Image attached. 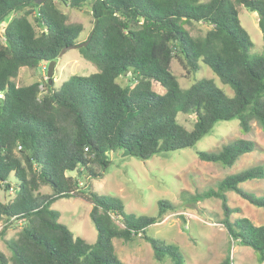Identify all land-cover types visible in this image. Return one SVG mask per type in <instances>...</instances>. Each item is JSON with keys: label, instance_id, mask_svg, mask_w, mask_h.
<instances>
[{"label": "trees", "instance_id": "trees-1", "mask_svg": "<svg viewBox=\"0 0 264 264\" xmlns=\"http://www.w3.org/2000/svg\"><path fill=\"white\" fill-rule=\"evenodd\" d=\"M80 9L90 4L92 26L78 48L96 71L71 74L59 87L53 80L17 86L21 67L35 68L58 58L66 46L78 44L81 23H70L55 0H0V238L9 251H0V264H125L113 239L141 238L157 261L184 264L182 251L173 243L147 234L177 206L157 200L155 214L125 209L116 195L98 193L92 184L110 161L107 153L128 150L148 160L155 155L190 148L215 123L236 119L242 133L255 122L264 132V47L250 55L251 40L240 25L237 6L264 18V0H59ZM203 24L200 35L189 27ZM264 38V35H263ZM175 59L187 73L207 65L221 83L233 90L228 96L209 78L194 79L181 89L169 68ZM130 73L124 83L119 79ZM159 86L161 93L154 89ZM193 116L191 128L177 120L178 113ZM255 142L236 138L217 151L196 150L201 161L231 167ZM75 171L76 174H70ZM13 175L15 183L8 180ZM264 167L253 165L228 174L216 189L195 194L221 200L220 224L228 237L251 248L264 260V224L254 225L227 203L234 192L264 212V192L256 195L240 187L263 179ZM83 181V186H80ZM48 186L50 193H41ZM83 197L91 203L89 218L96 239L88 243L74 237L59 221L52 204L60 198ZM183 219V216H179ZM20 224L13 238L6 231ZM217 264H234L230 253Z\"/></svg>", "mask_w": 264, "mask_h": 264}, {"label": "rangeland", "instance_id": "rangeland-1", "mask_svg": "<svg viewBox=\"0 0 264 264\" xmlns=\"http://www.w3.org/2000/svg\"><path fill=\"white\" fill-rule=\"evenodd\" d=\"M55 1L60 10L67 15L68 22L82 24L83 30L76 39L81 43L86 39L92 26L89 2H85L80 9H71L63 6L59 0ZM236 8L240 25L247 32L252 43L250 55L261 53L264 47V32L262 33L259 27L260 17L242 5ZM3 27L0 25V42L3 41ZM206 29L203 24L189 27L192 35L203 34ZM47 65L48 63H39L35 68L21 67L12 80L17 86L28 85L34 81L43 85L47 81L44 79L43 66L47 68ZM200 66L198 72L190 74L184 70L179 61L173 59L169 68L177 77L182 90L194 79L204 77L211 79L226 95H233V90L221 83L207 65L200 63ZM95 71L96 67L83 59L78 49H68L56 59L52 75L53 85L59 87L71 74L88 75ZM130 76L131 74L127 73L119 81L124 83ZM153 87L159 93L163 91L156 84ZM177 120L185 127L191 128L193 116L179 112ZM251 126L250 132L242 133L236 119L219 121L193 147L155 155L148 160H140L129 154L123 155V152L118 150L109 152L107 157L110 163L102 178L92 180L93 187L100 194L119 196L124 201L125 209L135 213L155 214L157 200L160 198L167 199L177 206L175 211L166 212L159 222L149 226L147 234L178 246L184 255V264H217L227 252L230 253L234 264H264V260L260 261L259 255L251 248L228 237L220 224L223 210L219 198L211 196L198 202L192 199L195 194L216 189V183L228 174L253 165L264 167V132L255 122H252ZM236 138L254 141L255 148L240 156L231 167L201 161L196 156V150L217 151L220 146ZM8 180L11 184L15 183L13 175H10ZM80 186H83V181H80ZM240 187L261 195L264 192V178L243 182ZM50 191L48 186L40 188L41 193H50ZM6 194L9 193L0 191V199L7 200ZM225 195L230 207L239 208V214L234 213L231 218L243 216L256 226L264 224V212L260 208L251 205L234 192L228 191ZM52 208L59 212V221L67 226L74 237H81L88 243L95 241L96 231L89 218L91 203L87 199L60 198L52 204ZM181 215L183 219L179 217ZM19 227L18 223L10 227L4 239L15 237ZM113 245L118 258L125 264H170L168 258L160 262L155 260L150 245L141 238L129 242L113 239ZM0 251L5 256H9V251L1 238Z\"/></svg>", "mask_w": 264, "mask_h": 264}, {"label": "water", "instance_id": "water-1", "mask_svg": "<svg viewBox=\"0 0 264 264\" xmlns=\"http://www.w3.org/2000/svg\"><path fill=\"white\" fill-rule=\"evenodd\" d=\"M41 0H37V2H40ZM259 27L261 32H264V18L260 17L259 19ZM89 41V38L87 40H85L84 42L78 43V44H74V45H70V46H66L64 47L60 52L59 55H62L65 51H67L68 49H78L80 47L86 46L87 42ZM56 61L52 60L48 62L47 68H46V79L48 80V83L51 84L52 83V75L54 73V66H55ZM123 155L125 154H129L128 150H124Z\"/></svg>", "mask_w": 264, "mask_h": 264}, {"label": "built area", "instance_id": "built-area-1", "mask_svg": "<svg viewBox=\"0 0 264 264\" xmlns=\"http://www.w3.org/2000/svg\"><path fill=\"white\" fill-rule=\"evenodd\" d=\"M43 71H44V79H46V73H45L46 67L45 66H43ZM39 88H40V90H42V85H40ZM0 98H2V94L1 93H0ZM8 193L11 194L12 193V189H9Z\"/></svg>", "mask_w": 264, "mask_h": 264}, {"label": "crops", "instance_id": "crops-1", "mask_svg": "<svg viewBox=\"0 0 264 264\" xmlns=\"http://www.w3.org/2000/svg\"><path fill=\"white\" fill-rule=\"evenodd\" d=\"M2 27V26H1Z\"/></svg>", "mask_w": 264, "mask_h": 264}]
</instances>
